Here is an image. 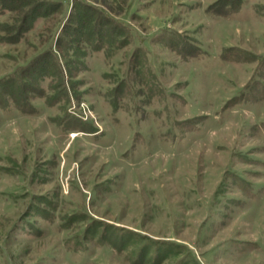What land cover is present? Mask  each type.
<instances>
[{
    "label": "rangeland",
    "instance_id": "obj_1",
    "mask_svg": "<svg viewBox=\"0 0 264 264\" xmlns=\"http://www.w3.org/2000/svg\"><path fill=\"white\" fill-rule=\"evenodd\" d=\"M223 1L88 0L122 38L59 51L66 91L39 83L53 104L0 108V264H264V0ZM66 7L0 42V79Z\"/></svg>",
    "mask_w": 264,
    "mask_h": 264
},
{
    "label": "trees",
    "instance_id": "obj_2",
    "mask_svg": "<svg viewBox=\"0 0 264 264\" xmlns=\"http://www.w3.org/2000/svg\"><path fill=\"white\" fill-rule=\"evenodd\" d=\"M230 1L224 0L223 2L230 5ZM239 1L242 2V0ZM233 2L232 0L231 3L233 4ZM66 3H68L67 7L70 8V14L68 18L66 15L64 20H59L58 27H62V31L55 43L53 42L40 56L36 57L29 66L19 67L6 78L0 79V108L6 109L12 102L23 113H36L37 109L33 105L35 99L42 98L47 105L53 104L51 103V97L45 94L39 83L47 80V78L55 80L60 75L61 88L66 91L65 72L59 51L69 58L68 61L71 64L73 58H80V61L86 58L88 56L86 48L89 46L91 47L89 49L90 53L102 51L106 54L108 52L107 47H113L116 40L118 42V38H122V35L125 34V27L121 22L114 17H110L104 8L96 6L88 0H74L71 6L68 0H0V17L6 16V18L11 19L5 25L0 24V42L7 45L19 44L29 32L35 31V27L40 20H43L44 23L50 14L54 13H58L63 17L65 15L63 8L66 7ZM218 4L220 3H216V5ZM240 5L241 3L236 7H240ZM231 12L225 11V14ZM64 21L66 22L64 23ZM18 22L20 23L16 24ZM126 43L124 41L119 42L121 47H124ZM81 45L84 47H81ZM15 89H18L20 93L16 94ZM51 89L57 90L58 86L53 84ZM75 120L81 122L76 117ZM90 129L97 132V128L94 126H91ZM34 208L44 213V219L52 214H50L49 209L42 210L36 206ZM30 213L32 214L30 211L27 217L31 215ZM77 216L78 214H74L69 219H76ZM32 224L33 230H38L37 224L36 228L34 223ZM20 230L19 225L15 231L16 236H18L17 231Z\"/></svg>",
    "mask_w": 264,
    "mask_h": 264
},
{
    "label": "bare ground",
    "instance_id": "obj_3",
    "mask_svg": "<svg viewBox=\"0 0 264 264\" xmlns=\"http://www.w3.org/2000/svg\"><path fill=\"white\" fill-rule=\"evenodd\" d=\"M72 137H77V133H73ZM24 152V151H23ZM153 156V155H152ZM167 157V156H166Z\"/></svg>",
    "mask_w": 264,
    "mask_h": 264
}]
</instances>
